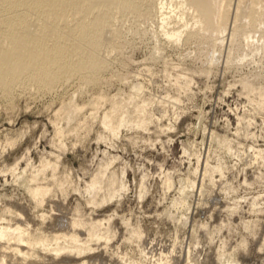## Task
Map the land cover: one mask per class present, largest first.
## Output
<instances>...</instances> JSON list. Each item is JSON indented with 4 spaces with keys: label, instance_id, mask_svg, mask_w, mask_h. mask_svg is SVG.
Masks as SVG:
<instances>
[{
    "label": "rangeland",
    "instance_id": "obj_1",
    "mask_svg": "<svg viewBox=\"0 0 264 264\" xmlns=\"http://www.w3.org/2000/svg\"><path fill=\"white\" fill-rule=\"evenodd\" d=\"M133 27L130 15L109 21L107 28L120 32L119 51L109 55L96 87L71 79L53 92L0 97V217L14 224L16 216L3 210L15 207L28 232L39 228L45 238L77 220L106 234L107 240L89 242L88 256H72L74 262L96 257L99 264H185L191 249V263L264 264V110L241 85L255 89V100L264 94V58L240 61L247 50L242 42L229 65L225 51L207 63L212 43L155 47L149 32L156 25L141 27L147 36ZM70 98L83 109L67 128L61 108ZM112 105L123 110L113 113ZM136 105L144 106L143 114L134 112ZM123 111L133 124L144 118L148 124L112 137L101 118ZM56 128L66 130L59 141ZM46 160L60 162L56 183L48 170L52 190L34 208L21 182ZM111 162L101 184L85 191ZM58 183H64L61 189ZM49 254L39 251L43 263Z\"/></svg>",
    "mask_w": 264,
    "mask_h": 264
},
{
    "label": "bare ground",
    "instance_id": "obj_2",
    "mask_svg": "<svg viewBox=\"0 0 264 264\" xmlns=\"http://www.w3.org/2000/svg\"><path fill=\"white\" fill-rule=\"evenodd\" d=\"M262 3L264 0H0V97L13 100L16 92L31 89L39 94L53 92L71 79H77L84 86L96 87L108 68L109 55L119 51L120 32L107 28L109 21L116 20L119 14L132 16L134 27L131 31H140L143 36L150 34L155 47L157 44L162 46V42L172 46L195 42L204 47L212 43L214 50L205 56L206 62H213L216 54L220 56L225 51L224 63L229 65L235 46L243 42L247 50L241 52L239 59L249 58L253 63L258 55L264 58V8L256 11ZM90 15L92 19L86 22ZM147 24L156 25V30L151 33L143 30L142 26ZM241 85L257 110L263 111L261 99L264 94L255 100V89L245 83ZM78 93H83V89ZM73 99L61 106L60 122L64 121L67 128L83 109ZM98 101L97 98L91 105ZM131 101L132 98L127 100L125 109ZM121 109L112 105L110 111L118 113ZM143 111L144 106H134V112L139 115ZM146 122L144 118L133 124L130 115L123 111L118 117L105 113L100 124L110 136L117 137L123 128L144 129ZM64 131L57 129L58 141L64 137ZM262 152L258 150V156ZM59 163L43 161L36 167L35 175L21 177L22 188L35 204L34 208L41 207L50 194L56 183ZM111 164L107 163L97 171L86 184L85 191H94L101 184ZM48 170L53 184L44 177ZM46 179L49 183L44 185ZM63 184L58 183L57 188L61 189ZM180 206L185 211L188 209L184 199ZM3 212L13 214L17 221L12 224L9 219L7 222L0 214V219L5 222L0 223V264H32L28 263L31 259L36 261L34 264H99L96 257L74 262L75 256L80 258L89 253V242L107 240L106 234L99 233L93 225L89 230V224L79 220L63 223L69 225L63 227L61 233L45 238L39 228L28 232V222L18 221L17 218L23 217L21 210L8 205ZM80 229L85 230L82 233ZM39 251L52 254V259L43 263ZM190 257L191 249H188L185 264H197L191 263Z\"/></svg>",
    "mask_w": 264,
    "mask_h": 264
}]
</instances>
